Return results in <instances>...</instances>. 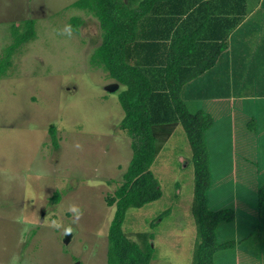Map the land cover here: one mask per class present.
Segmentation results:
<instances>
[{
	"label": "rangeland",
	"instance_id": "374dc122",
	"mask_svg": "<svg viewBox=\"0 0 264 264\" xmlns=\"http://www.w3.org/2000/svg\"><path fill=\"white\" fill-rule=\"evenodd\" d=\"M73 1L0 0V63L27 19L35 32L0 68V264H106L113 206L104 197L128 164L130 139L118 127L122 85L90 61L98 20ZM75 15L77 29L69 23ZM217 99H202L213 119L205 135L208 207L230 206L234 217L217 224L226 248L214 252V264H264V99L236 97L248 116L235 114V130L233 98L212 105ZM185 101L197 109L194 98ZM153 132L150 168L161 195L129 207L123 230L132 239L152 235L150 264H191L197 233L188 138L179 121L154 124Z\"/></svg>",
	"mask_w": 264,
	"mask_h": 264
},
{
	"label": "trees",
	"instance_id": "16d2710c",
	"mask_svg": "<svg viewBox=\"0 0 264 264\" xmlns=\"http://www.w3.org/2000/svg\"><path fill=\"white\" fill-rule=\"evenodd\" d=\"M70 5L98 20L101 38L90 61L102 66L107 75L122 85L117 95L123 109L118 127L130 139L128 164L114 190L104 197L105 203L113 206L106 232L109 241L106 264L151 263L152 235L139 231L132 239L122 225L129 207H140L161 195L159 182L150 168L157 151L153 125L178 121L186 132L193 165L192 214L197 240L191 264H214V252L226 244L216 238L217 224L233 219L234 209L208 207L210 167L205 135L212 116L202 109L191 111L181 92L186 83L214 65L229 32L249 12L252 2L74 0ZM191 18L200 22L210 19L211 24L207 22L210 31L198 34L187 30ZM81 22L79 15L69 20L74 29ZM34 35L33 20L27 19L26 29L15 34L7 47L0 68L9 65L13 49ZM203 42L213 43L217 49L197 61L196 52L205 45ZM49 130L52 143L57 146L53 126ZM262 191L264 185L259 188L260 194ZM58 195L54 191L52 199L57 201Z\"/></svg>",
	"mask_w": 264,
	"mask_h": 264
},
{
	"label": "crops",
	"instance_id": "0c3cea01",
	"mask_svg": "<svg viewBox=\"0 0 264 264\" xmlns=\"http://www.w3.org/2000/svg\"><path fill=\"white\" fill-rule=\"evenodd\" d=\"M247 1L252 2L251 9L229 32L226 45L221 48L214 65L186 83L181 92L184 99L194 98L197 109L206 112H211V108L207 109L202 99L218 97V102L212 105H219L220 98H233L231 103L233 130H235L236 113L241 115L243 120L248 116L244 106L240 104L238 107L235 106L236 97L264 99V0ZM207 22L211 24L210 19L200 22L199 19L191 18L187 30L205 34L211 29ZM215 47L213 43H205L199 47L195 58H198V61L207 52L211 53L210 51ZM239 263L240 261L236 264ZM243 263L248 264V262Z\"/></svg>",
	"mask_w": 264,
	"mask_h": 264
},
{
	"label": "water",
	"instance_id": "95a60500",
	"mask_svg": "<svg viewBox=\"0 0 264 264\" xmlns=\"http://www.w3.org/2000/svg\"><path fill=\"white\" fill-rule=\"evenodd\" d=\"M114 86H116V83H115V85H111V86H109V87H107V88H108V89H113Z\"/></svg>",
	"mask_w": 264,
	"mask_h": 264
}]
</instances>
